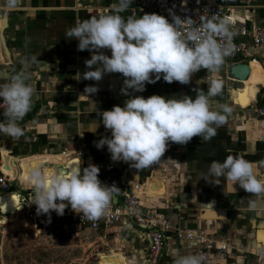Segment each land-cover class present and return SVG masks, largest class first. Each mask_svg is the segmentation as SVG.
I'll list each match as a JSON object with an SVG mask.
<instances>
[{
    "label": "crops",
    "instance_id": "1",
    "mask_svg": "<svg viewBox=\"0 0 264 264\" xmlns=\"http://www.w3.org/2000/svg\"><path fill=\"white\" fill-rule=\"evenodd\" d=\"M181 1V0H179ZM189 3L225 4L231 7L238 21L264 23V0H182ZM118 0H20L19 7L5 11L0 0V33L3 18L8 27L4 40L0 36V83L22 70L25 58L37 57L30 69V82L35 89L31 110L19 121L23 135L13 138L2 133V169L12 176L11 189L1 191L4 211H14L21 203L31 201L30 169L40 168L45 174L61 169L84 167L90 164L100 168L99 179L112 174L124 176L138 185L142 201L148 207L159 208L171 222L165 234L162 264L173 263L172 253L195 254L199 240L180 239L178 229H203L206 233L228 244L226 251H216L217 264H264V208L251 210L244 206L254 194L239 185L225 190L224 178L220 184L205 180L212 161L229 155H243L253 162L258 177H264V118L256 115L255 107L264 103V46L253 48L234 61L225 60L219 71L206 69L194 73L187 84L168 83L161 77L155 83H146L144 91L122 92L124 77L108 73L100 81L81 79L85 61L93 51H78V40L67 38L66 30L90 17H99L107 9L114 12ZM156 13V12H154ZM125 19L131 16L129 7L119 13ZM7 47V49H6ZM111 55L108 49L101 50ZM247 62L251 67L250 79L244 84L230 77V65ZM93 66V70L95 69ZM258 78L250 83L251 76ZM223 82L222 93L214 106L227 104L232 112L226 122L216 126V134L208 141L193 137L186 145L169 143L161 159L148 168L136 170L130 162L113 161L105 145L96 142L111 136L98 113L124 103L134 96L195 97L196 89H208L209 82ZM260 84V92L251 95L250 89ZM95 85L98 91L86 94V86ZM246 92L247 102L243 100ZM240 94V99L238 98ZM240 103L243 107L240 105ZM5 120V119H4ZM3 120V121H4ZM95 121V132L86 128ZM19 157V158H18ZM1 158V156H0ZM120 201V190L114 195ZM71 209L70 207L66 210ZM15 215L16 213H5ZM57 219V218H56ZM94 239L90 242L97 259L102 262L110 254L115 264H148L146 252L149 244L147 231L129 219L109 228L90 229ZM103 263V262H102ZM105 264V263H103Z\"/></svg>",
    "mask_w": 264,
    "mask_h": 264
},
{
    "label": "clouds",
    "instance_id": "2",
    "mask_svg": "<svg viewBox=\"0 0 264 264\" xmlns=\"http://www.w3.org/2000/svg\"><path fill=\"white\" fill-rule=\"evenodd\" d=\"M132 0H118L114 12L77 21L66 30L67 38L78 40V51H93L85 61L84 73L77 72V80L100 81L105 74L120 73L124 77L122 92L128 89L144 91L146 83H155L161 77L168 83L187 84L194 73L201 69L219 71L225 57L231 54L232 32L227 17L208 20L201 27H193L182 34L187 18L170 11L171 20L158 13L128 16L125 11ZM20 0H3L5 11L19 7ZM189 23L191 21H188ZM203 29V31L201 30ZM221 37L225 42L217 39ZM103 49L111 51L105 54ZM36 56L25 58L23 68L6 82L0 83V103L4 107V121H0V133L13 138L22 136L19 121L31 110L35 89L30 82V69ZM96 66L93 70V66ZM223 82L213 79L207 91L196 89L195 97H165L151 95L147 98L134 96L124 106L114 105L99 114L101 122L111 136L96 142L97 148L107 146L113 161L130 162L136 170L148 168L158 162L169 143L186 145L193 137L208 141L216 134V126L226 122L232 108L227 104L214 106V100L222 93ZM98 87L86 86V94L95 93ZM99 125L92 121L86 128L95 132ZM100 168L90 164L84 167L61 169L55 174H45L40 168L30 169L31 201L36 213L63 215L70 207L81 218L96 220L101 217L119 188L106 185L99 179ZM202 177L220 184L224 178L225 190L236 185L254 194L245 207L251 210L264 208V177H258L253 162L243 155L229 154L223 162L212 161ZM173 264H203L200 254L172 253Z\"/></svg>",
    "mask_w": 264,
    "mask_h": 264
},
{
    "label": "built area",
    "instance_id": "3",
    "mask_svg": "<svg viewBox=\"0 0 264 264\" xmlns=\"http://www.w3.org/2000/svg\"><path fill=\"white\" fill-rule=\"evenodd\" d=\"M109 10H105L101 15H105ZM131 16L139 17L144 13H158L171 20L170 11L183 18H187L182 34L193 27H201L208 20L219 21L225 17L229 20V29L232 32L231 46L232 52L225 57V60L234 61L241 55L248 54L253 48L264 46V23L253 22L250 24L238 21L231 7L225 4L211 3H189L179 0H132L129 6ZM188 21H191L190 23ZM203 31V29L201 28ZM222 43L223 38L217 37ZM235 63V62H234ZM12 76V75H11ZM10 76V77H11ZM264 87V83L261 84ZM4 105L0 103V121H3ZM257 116L264 118V103L255 107ZM4 138L0 133V190H10L12 176L2 169V148H5ZM106 185H116L120 190V201L113 197L112 202L105 213L96 220L82 219V214H77L71 209L64 211L63 215H57L53 210L49 214H37L36 205L31 202L24 205L23 218L37 221L56 218H70L81 228L101 229L109 228L118 223L133 220L137 226L144 228L148 235V248L146 252L148 264H162V255L165 245V234L171 228V222L167 216L156 207H148L142 201V196L138 185L129 178L108 174L100 178ZM21 211V210H20ZM19 212V211H18ZM4 217V216H3ZM177 236L180 239L199 240L200 246L195 254L204 256L203 264H217L216 251H226L228 244L209 236L203 229H178ZM173 264V263H170Z\"/></svg>",
    "mask_w": 264,
    "mask_h": 264
},
{
    "label": "rangeland",
    "instance_id": "4",
    "mask_svg": "<svg viewBox=\"0 0 264 264\" xmlns=\"http://www.w3.org/2000/svg\"><path fill=\"white\" fill-rule=\"evenodd\" d=\"M23 212L11 216L0 209V264H98L91 230L70 218L24 219ZM109 255L102 262L115 264Z\"/></svg>",
    "mask_w": 264,
    "mask_h": 264
},
{
    "label": "water",
    "instance_id": "5",
    "mask_svg": "<svg viewBox=\"0 0 264 264\" xmlns=\"http://www.w3.org/2000/svg\"><path fill=\"white\" fill-rule=\"evenodd\" d=\"M7 27H8L7 18L5 17V18H3V27H2L1 33H0L1 39L4 43H5V40H4L3 35H4L5 29H7ZM6 49H7V47H6ZM229 73H230V77H232L233 79H235L239 82H242L244 84L247 80L250 79L251 67H250L249 63H247V62L234 63V64L230 65ZM259 92H260V84H258V86H257L256 96L258 95ZM238 98L240 99V94H239ZM240 105L243 106L241 103H240ZM247 106H243V107H247ZM10 196H12V197L18 196V198L21 202V198L19 197L18 194L0 195V197H10ZM23 207H24V203H21L20 206H18L14 211H12V210L4 211L2 208V205L0 204V209L2 211H4V213H17L18 211L22 210Z\"/></svg>",
    "mask_w": 264,
    "mask_h": 264
},
{
    "label": "bare ground",
    "instance_id": "6",
    "mask_svg": "<svg viewBox=\"0 0 264 264\" xmlns=\"http://www.w3.org/2000/svg\"><path fill=\"white\" fill-rule=\"evenodd\" d=\"M251 78H252V80L250 81V83H252V84H255L257 82V80H258V78L255 77L254 75H252ZM254 90L257 91V85H255L254 87H252V89H250L251 95H254L253 94ZM8 175H10V174H8ZM29 205H31V202H29ZM119 263L120 264H124V262L122 260H120V259H119Z\"/></svg>",
    "mask_w": 264,
    "mask_h": 264
},
{
    "label": "snow or ice",
    "instance_id": "7",
    "mask_svg": "<svg viewBox=\"0 0 264 264\" xmlns=\"http://www.w3.org/2000/svg\"><path fill=\"white\" fill-rule=\"evenodd\" d=\"M242 95H243V100L240 101V102H245L246 103L247 102V99H246L247 94H246V92L244 94H242ZM261 239L264 240V233L261 234Z\"/></svg>",
    "mask_w": 264,
    "mask_h": 264
}]
</instances>
